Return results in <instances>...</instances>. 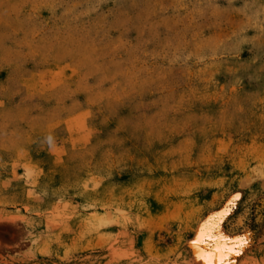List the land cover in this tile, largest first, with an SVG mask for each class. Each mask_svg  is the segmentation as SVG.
<instances>
[{"label":"rangeland","instance_id":"rangeland-1","mask_svg":"<svg viewBox=\"0 0 264 264\" xmlns=\"http://www.w3.org/2000/svg\"><path fill=\"white\" fill-rule=\"evenodd\" d=\"M209 260L264 264V0H0V264Z\"/></svg>","mask_w":264,"mask_h":264},{"label":"snow or ice","instance_id":"snow-or-ice-1","mask_svg":"<svg viewBox=\"0 0 264 264\" xmlns=\"http://www.w3.org/2000/svg\"><path fill=\"white\" fill-rule=\"evenodd\" d=\"M224 239H226V238H223V237L221 238V240H224ZM216 251L219 252L220 249L217 247V248H216ZM209 264H211V260H209Z\"/></svg>","mask_w":264,"mask_h":264},{"label":"bare ground","instance_id":"bare-ground-1","mask_svg":"<svg viewBox=\"0 0 264 264\" xmlns=\"http://www.w3.org/2000/svg\"><path fill=\"white\" fill-rule=\"evenodd\" d=\"M237 196V195H236ZM215 216V215H214ZM204 226V225H203ZM201 228V227H200ZM199 228V229H200ZM205 232V231H204ZM198 235V234H197ZM201 235V234H200ZM201 236H203V234L201 235ZM198 237H199V235H198ZM203 239V238H202ZM195 240H197V239H195ZM198 243H199V241H198ZM225 245V244H224ZM199 247V246H198ZM225 247V246H224ZM225 251V250H224ZM211 255V254H210ZM219 256V255H218ZM217 258V257H216ZM217 260H218V258H217ZM218 263V262H217Z\"/></svg>","mask_w":264,"mask_h":264}]
</instances>
